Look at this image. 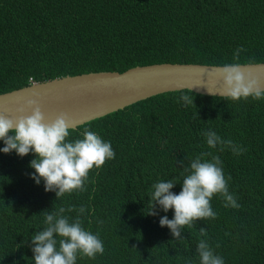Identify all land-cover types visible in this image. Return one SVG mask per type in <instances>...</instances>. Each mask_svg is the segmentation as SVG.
I'll return each mask as SVG.
<instances>
[{"label": "trees", "instance_id": "obj_1", "mask_svg": "<svg viewBox=\"0 0 264 264\" xmlns=\"http://www.w3.org/2000/svg\"><path fill=\"white\" fill-rule=\"evenodd\" d=\"M238 47L246 49L239 63L264 61V0H0V92L151 62L232 63ZM85 129L109 142L115 158L89 172L85 191L58 199L31 178L34 153L0 152V264H34L31 238L60 207H72L64 215L79 216L105 248L95 259L78 253L76 264H200L201 240L224 264H264V99L162 91L70 128L68 140L82 139ZM209 130L246 151L209 148ZM201 153L219 157L240 207H225L216 194V218L185 226L183 239H174L159 224L172 209L156 205L148 214L152 185L171 179L179 194L184 168Z\"/></svg>", "mask_w": 264, "mask_h": 264}, {"label": "clouds", "instance_id": "obj_2", "mask_svg": "<svg viewBox=\"0 0 264 264\" xmlns=\"http://www.w3.org/2000/svg\"><path fill=\"white\" fill-rule=\"evenodd\" d=\"M244 51L246 49L238 47L233 53L234 62L225 63L215 73L223 84L217 92L232 101L246 100L249 97L253 100L264 99V87L260 86L251 72L242 70V64L239 63L240 53ZM32 82L35 81L27 84ZM208 92L211 95L217 93L209 89ZM179 99L185 105H193L192 96L182 95ZM24 107L31 109L30 115H20L13 119L0 114V140L5 145L0 152L7 154L14 150L20 157L29 152L34 153L35 158L29 165L34 169L31 178L36 184L42 179L45 191H54L57 199L66 193L85 191L89 172L115 158L111 144L87 129L84 130L82 139L69 141L72 121L66 114L61 113L53 121L46 123L37 100H28ZM17 111L23 112L24 109ZM204 136L209 148L220 146L223 151L227 147L237 156L246 151L232 140L222 139L214 131L209 130ZM205 156H211V160H204ZM179 163L183 167V162ZM184 173L187 175H184L179 194L170 191L177 184L171 179L152 185L154 191L151 193V210L148 214H156L153 211L156 205L164 212L172 209L173 218L169 220L167 216H163L159 224L161 227L167 226L174 239H183L181 230L185 226L191 227L198 220L216 218L217 213L210 204L216 194L223 197L225 207H240L234 195L228 191L219 157L201 153L184 168ZM73 210L72 207H60L45 214L46 228L37 231L31 238L34 264H76L78 253L90 259L104 254L103 242L98 235L82 228L79 216L70 222L64 215L65 211ZM85 211L81 206L79 213L83 214ZM200 233L203 236L206 230L201 228ZM197 252L200 264H224L222 257L216 255L205 240L199 242Z\"/></svg>", "mask_w": 264, "mask_h": 264}, {"label": "water", "instance_id": "obj_3", "mask_svg": "<svg viewBox=\"0 0 264 264\" xmlns=\"http://www.w3.org/2000/svg\"><path fill=\"white\" fill-rule=\"evenodd\" d=\"M242 70L251 72L264 87V61L244 62ZM224 64L198 62H151L121 71L96 70L35 81L0 92V114L9 118L28 116V100L38 101L45 122L64 113L78 124L121 108L136 100L181 88L209 94L219 91L221 79L215 75ZM211 95V94H209ZM215 95L220 96L217 92ZM23 108V112L17 110Z\"/></svg>", "mask_w": 264, "mask_h": 264}]
</instances>
